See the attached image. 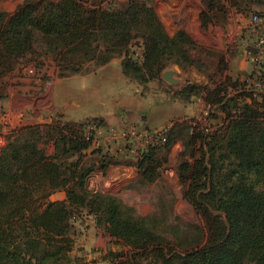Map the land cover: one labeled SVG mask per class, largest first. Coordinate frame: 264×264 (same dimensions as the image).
<instances>
[{
  "label": "trees",
  "instance_id": "trees-1",
  "mask_svg": "<svg viewBox=\"0 0 264 264\" xmlns=\"http://www.w3.org/2000/svg\"><path fill=\"white\" fill-rule=\"evenodd\" d=\"M226 2L240 13L264 7V0H203L215 16L225 14ZM200 19L207 27L204 12ZM199 46L183 29L171 36L144 1L92 7L86 0H25L14 12L0 10V103L8 97L9 76L23 64L43 65L46 57L61 78L96 72L119 58L124 75L147 87L170 64L198 68L192 51ZM263 74L252 75L262 80ZM247 84L229 77L212 90L203 87L207 102L225 114L221 132L178 120L164 129L163 144L122 161L136 167L141 183H154L182 141L183 195L204 221L202 227L188 223L185 233L90 187L98 169L105 174L126 158L117 162L95 144L103 118L75 121L59 113L7 134L0 123V264H89L74 252L75 220L83 213L123 247L107 253L111 264H264V87ZM198 89L188 84L179 94L198 97ZM58 191L66 198L51 200Z\"/></svg>",
  "mask_w": 264,
  "mask_h": 264
},
{
  "label": "rangeland",
  "instance_id": "rangeland-1",
  "mask_svg": "<svg viewBox=\"0 0 264 264\" xmlns=\"http://www.w3.org/2000/svg\"><path fill=\"white\" fill-rule=\"evenodd\" d=\"M24 1L0 0V10L14 12ZM127 1L86 0L87 4L92 7H116L119 3H126ZM139 1H144L147 5H150L160 20L167 25H172L174 22L178 23V20L190 21L198 12L200 14L204 12L210 21L207 20V27H203L208 43L199 44L200 46L192 51L193 57L199 61L198 68L194 66L183 68L178 64H170L162 72L159 80L150 82L147 87L139 85L141 90L139 93L143 97L151 99L149 102L151 110L142 111L144 121L141 120V127H144L147 123L153 124V128L149 129L152 131L169 128L178 120L191 119L193 123L207 127L210 132H221L227 125L225 114L221 111L217 112V108L207 102V95L210 92L203 90V87L212 90L229 77L231 83L233 80L238 79L241 82L248 81V88L255 86L253 81L257 77L255 78L252 75L251 69L254 68L255 63L251 57L257 50V36L254 34L256 29L251 19L254 13H264V7L253 5L252 11L240 13L230 3L226 2L227 10L225 14L215 16L214 12L206 7L203 0ZM261 66L264 67V62ZM169 69H174L177 72L178 84H170L163 78V73ZM56 78H61L58 74V68L53 59L48 57L45 58L43 65L36 62L23 64L9 76L8 97L2 104L0 103V123L5 134L21 126L28 125L27 122L23 124L22 119H32L34 116H38L39 109L41 110V117L48 118L49 111L44 105L51 106L50 91ZM89 82L90 80L83 78V76L69 77L61 82L66 91V99H63V104L68 107L69 114L87 107L86 104H81L79 108H76L74 102L76 93H79V88H85ZM188 84H196L200 87L198 97L195 94H193L194 96H190L188 93L185 95L179 94V91ZM229 94L233 96V87L229 89ZM9 100H11L12 106L11 110L7 111L6 103ZM40 101H42V104L39 108L38 103ZM153 107L163 110L155 112L152 109ZM59 112L53 114L51 119ZM51 119L49 118L43 122L51 121ZM179 142L182 143V141ZM103 147L108 149L107 147H110V144L107 143V146ZM49 148L52 149L53 146H49ZM178 148L180 150L176 152L177 154L172 155L164 163L161 176L154 183H141L137 175L131 182L121 181L117 177L118 166L124 160L133 162L134 159L133 156L123 159L114 156L113 158L117 159V162L119 159L122 160L119 161V164L114 163L110 166L105 174L92 176V188L100 192L116 194L125 203L134 207L142 216L166 218L168 224L178 225L182 233L192 229L187 226L188 223L202 227L204 226L203 218L183 195L184 186L179 179L178 167L184 159L186 150L185 146L182 147V150L180 147ZM191 161L193 160L191 159ZM64 196L65 194L60 191L52 195L51 200L63 198ZM168 237L172 239L171 235ZM74 239L75 254L83 255L89 264H111L106 258L107 253L123 249L117 240L97 225L93 216L84 213L79 214L75 220Z\"/></svg>",
  "mask_w": 264,
  "mask_h": 264
},
{
  "label": "crops",
  "instance_id": "crops-1",
  "mask_svg": "<svg viewBox=\"0 0 264 264\" xmlns=\"http://www.w3.org/2000/svg\"><path fill=\"white\" fill-rule=\"evenodd\" d=\"M177 22L178 23H172V25H167L163 21L167 32L171 36H173L179 29H183L187 33H189L198 44L208 43V41L206 40L207 37L204 34L205 29L202 27L200 12H198L197 15L190 21L178 20ZM251 71L253 72L252 74H254V68H252ZM73 76H83V78H87L90 80L87 85L88 87L86 86L85 88H79V93H76V100L74 102V106L76 108H79L81 104H86L87 107L85 109L75 111L73 112V114L68 113V107L63 104V99H66V91L64 90L65 87L61 85V82L66 78H56L53 81V86L50 91L52 98L51 106L47 104L44 105V107H47L49 111L48 118H42L40 115L41 110L39 109L38 116H34L32 119H22L23 124H26V122L30 124L46 121L49 118L51 119V116L59 111L61 112V114L64 115L66 119L75 121H82L88 118L101 117L104 119L106 125L105 127H100L96 130V139L99 144L107 146V143H109L110 147L107 148L112 153L117 155V157L128 158V156H132L127 151L120 149L118 144L115 143L114 140L109 138L107 130L111 128H127L131 125L141 126V120L144 121V118L142 117V111L151 110L149 105L151 99L149 97H143L139 93V91H141L139 88V84L124 75L121 67V59L119 58L113 59L107 65L100 67L96 72L84 75L77 74ZM41 104L42 101L38 103L39 108ZM11 106V100L7 101L6 110H11ZM152 109L155 112H160L161 110H163L157 107H153ZM152 125L153 124L147 123L144 127L149 130L153 128ZM106 126H110V128L107 129ZM178 147H180L182 150V147L184 148V145L181 142H178L172 148L169 158L172 155L174 156L177 154L176 152L180 150ZM53 151L54 146L52 149H48L49 153H52ZM118 168L119 169L117 170V177L121 181L127 180L131 182L133 179L136 178L137 169L135 166L120 164ZM101 173L102 171L98 169L93 174V177L95 174L101 175ZM92 180L93 178H91L90 180V187H92ZM62 192L65 194V196L63 198H57L56 200H63L66 198V193L64 191Z\"/></svg>",
  "mask_w": 264,
  "mask_h": 264
},
{
  "label": "built area",
  "instance_id": "built-area-1",
  "mask_svg": "<svg viewBox=\"0 0 264 264\" xmlns=\"http://www.w3.org/2000/svg\"><path fill=\"white\" fill-rule=\"evenodd\" d=\"M251 20L254 24V28L256 29L254 34L257 36V50L251 58L255 63L254 72L262 75L264 72V67L261 66L264 62V15L255 13L253 14ZM253 84L258 89L264 87V77L262 80H254ZM164 129L166 128L151 131L145 127H141L140 125H131L127 128H111L107 131L110 138L118 144L120 149L127 151L134 157H137L139 156L141 149L149 145L163 144L166 141ZM95 144L97 146L102 145L99 144L97 139L95 140ZM4 145L5 137L3 134H0V152Z\"/></svg>",
  "mask_w": 264,
  "mask_h": 264
},
{
  "label": "water",
  "instance_id": "water-1",
  "mask_svg": "<svg viewBox=\"0 0 264 264\" xmlns=\"http://www.w3.org/2000/svg\"><path fill=\"white\" fill-rule=\"evenodd\" d=\"M163 78L170 84L176 85L179 83L177 72L174 69L166 70L163 73Z\"/></svg>",
  "mask_w": 264,
  "mask_h": 264
}]
</instances>
